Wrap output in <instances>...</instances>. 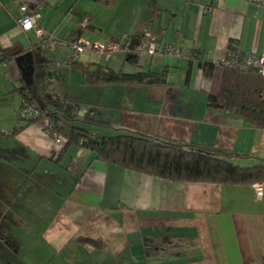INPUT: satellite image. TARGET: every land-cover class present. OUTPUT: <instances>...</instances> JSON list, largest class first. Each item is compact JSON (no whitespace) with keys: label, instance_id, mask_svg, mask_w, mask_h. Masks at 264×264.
<instances>
[{"label":"crops","instance_id":"obj_1","mask_svg":"<svg viewBox=\"0 0 264 264\" xmlns=\"http://www.w3.org/2000/svg\"><path fill=\"white\" fill-rule=\"evenodd\" d=\"M81 1L48 0L41 25L73 38L87 17L79 36L91 43L148 32L179 46L182 56H141L137 64L126 52L85 51L79 59L118 72L128 65L134 70L127 73L167 71L165 83L84 84L69 49H43L19 25L20 1L0 0V48L20 49L0 61V103H20L18 116L26 85L41 101L49 95L78 103V113L68 111L109 124L93 126L95 134L134 131L250 155L231 159L239 166L264 164V129L209 103L220 92L219 61L231 43L264 54V4L92 0L88 9ZM59 90L64 99L54 98ZM13 118L0 137V264H264V196L254 185L172 182L124 169L87 148L56 143L46 117L25 126Z\"/></svg>","mask_w":264,"mask_h":264},{"label":"trees","instance_id":"obj_2","mask_svg":"<svg viewBox=\"0 0 264 264\" xmlns=\"http://www.w3.org/2000/svg\"><path fill=\"white\" fill-rule=\"evenodd\" d=\"M86 18L84 17L81 22ZM86 27L81 25L75 34L80 35ZM143 37L142 34L129 38L131 47L134 48ZM129 55L130 61L137 64L140 56L133 52ZM10 58L13 56L9 50L0 48V61ZM71 65L82 70L83 82L86 85L163 84L168 76L167 71L118 72L97 63L84 65L78 61ZM209 67L205 71L207 76L211 75V65ZM223 68L225 71L220 92L210 96L209 103L232 112L257 128L264 129V77L256 70L239 71ZM20 93L23 98L22 107L25 103L35 104L39 110L38 116L23 120L24 126L46 117L51 134L57 133L65 144H75L89 149L96 158L108 164L172 182H206L226 185L264 183V164L243 167L231 160L249 157L248 154L202 147L134 131H123L115 135L95 134L88 125L97 128L109 126V124L92 117H78L68 110L60 112L58 111L60 103L57 100L46 95L41 101L31 94L26 85L20 88ZM62 118L69 122L78 121L80 124L66 126L62 124ZM17 120H19V114ZM17 130L15 128V132Z\"/></svg>","mask_w":264,"mask_h":264},{"label":"built area","instance_id":"obj_3","mask_svg":"<svg viewBox=\"0 0 264 264\" xmlns=\"http://www.w3.org/2000/svg\"><path fill=\"white\" fill-rule=\"evenodd\" d=\"M21 17L18 19L21 29L25 32H34L39 38L40 45L44 48L57 50L60 48L69 49L68 56L69 64L77 63L81 55L85 51L96 52L102 56H112L118 52H126L128 54L135 53L141 56H156V55H169V56H182L183 51L179 46H175L170 42L161 43L153 39L151 34L145 32L144 37L141 38L134 48L131 47V41L126 40L110 41L108 43H91L84 40L81 36L76 35L73 38H62L53 32L47 31L41 25V10L48 3V0H19ZM212 2L213 0H205ZM264 4V0H257ZM210 10L211 7H205ZM82 27L87 26V19L82 22ZM194 52H191L193 55ZM219 64L225 68H232L239 71L256 70L264 77V54L257 55L255 53H247L241 51L236 43H231L227 48L225 55L220 59ZM39 115V110L36 105H29L27 103L20 109L19 120L32 118ZM52 136L56 143H62L63 139L57 134L53 133ZM254 189L257 197L264 196V183H255Z\"/></svg>","mask_w":264,"mask_h":264},{"label":"rangeland","instance_id":"obj_4","mask_svg":"<svg viewBox=\"0 0 264 264\" xmlns=\"http://www.w3.org/2000/svg\"><path fill=\"white\" fill-rule=\"evenodd\" d=\"M79 7L80 8L94 9L95 5L93 4L92 0H82L80 2V4H79ZM31 33H34V32L32 31V32H30L28 34H31ZM36 38H37V36H36ZM39 46H41V45H39ZM42 48L45 49V50H48L50 52H55L56 51V50H51V49H47V48H44V47H42ZM133 70H134L133 66L128 65V67H127V69L125 71L131 72ZM66 94H67L66 91L59 90V91L56 92V94H54V98H56V99L57 98H63L64 99ZM58 102L60 103L59 107H58V111L62 112L64 110H69V111H73L75 113H78V109L75 108V106L79 107L78 103H71V104L74 105L73 106L70 103H66L65 101H63L61 99H59ZM19 104L20 103H0V137H1V135L6 134V132L9 130V126H10L9 124H10V120H11L12 114H14V118L13 119H15L17 117V115L14 112L13 108H14V106L19 107ZM80 106L83 107L85 105H81L80 104ZM87 107H89V106H87ZM61 121H62V124L66 125V126H70L72 124H80L78 121L69 122L65 118H62ZM88 128L89 129H93L94 127L88 125ZM102 131L103 130H100V132L103 134L104 132H102ZM1 144L2 145L3 144L6 145L5 142H3V143L1 142Z\"/></svg>","mask_w":264,"mask_h":264},{"label":"water","instance_id":"obj_5","mask_svg":"<svg viewBox=\"0 0 264 264\" xmlns=\"http://www.w3.org/2000/svg\"><path fill=\"white\" fill-rule=\"evenodd\" d=\"M19 50H20V49H12L11 54H12L13 56H15V55H17V54L19 53Z\"/></svg>","mask_w":264,"mask_h":264}]
</instances>
